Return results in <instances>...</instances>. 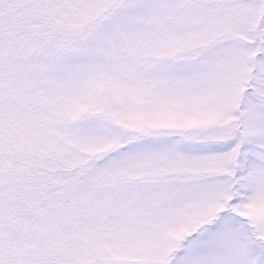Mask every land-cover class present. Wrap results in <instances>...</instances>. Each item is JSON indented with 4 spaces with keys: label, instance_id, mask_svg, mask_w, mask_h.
Returning <instances> with one entry per match:
<instances>
[{
    "label": "snow or ice",
    "instance_id": "6c2138e0",
    "mask_svg": "<svg viewBox=\"0 0 264 264\" xmlns=\"http://www.w3.org/2000/svg\"><path fill=\"white\" fill-rule=\"evenodd\" d=\"M0 264H264V0H0Z\"/></svg>",
    "mask_w": 264,
    "mask_h": 264
}]
</instances>
